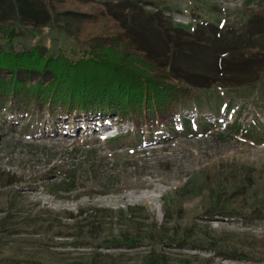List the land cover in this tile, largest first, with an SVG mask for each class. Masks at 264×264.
<instances>
[{"label":"rangeland","instance_id":"obj_1","mask_svg":"<svg viewBox=\"0 0 264 264\" xmlns=\"http://www.w3.org/2000/svg\"><path fill=\"white\" fill-rule=\"evenodd\" d=\"M47 1L56 11L62 0ZM104 3L136 5L181 29L171 38L190 39L184 43L189 54L168 56L152 34L144 35L145 44L160 64L201 79L221 78L211 69L229 57V34L244 37L254 10L261 13L252 26L264 30V0ZM14 23L0 25L1 45L13 40L17 51L38 46L51 55L77 45L57 24ZM234 103L228 112L225 98L219 120L184 111L193 127L201 118L211 123L207 131L185 132L174 118L173 132L164 136V127L142 128L139 144L134 124L116 116L73 120L32 106L28 118L1 112L0 264H155L158 256L164 264H264V141L248 132L256 119L264 125V111L244 98ZM237 119L240 134L228 128ZM72 169L78 190L51 195L49 184Z\"/></svg>","mask_w":264,"mask_h":264},{"label":"trees","instance_id":"obj_2","mask_svg":"<svg viewBox=\"0 0 264 264\" xmlns=\"http://www.w3.org/2000/svg\"><path fill=\"white\" fill-rule=\"evenodd\" d=\"M254 1L247 0L246 4ZM56 6L58 10L53 11L47 0H0V25L15 21L35 27L57 24L77 44L60 49L58 55L38 46L17 51L13 40L8 47L0 44V114L8 111L28 118L33 116L29 110L32 106L46 112L45 116H69L73 120L116 116L134 124L139 144L142 128L152 131L164 127V136L173 132L174 118H180L185 132L209 130L213 126L203 118L193 127L184 111L211 114L219 120L226 97L228 112L237 98L264 111V30L257 31L251 22L261 11L254 10L248 18L245 26H251L243 31L244 37L229 34L234 38L229 57L221 63L216 59L211 69L221 73V78L201 79L174 64H160L151 54L145 44L147 34L163 42L170 57L189 54L184 43L190 39L171 38L181 29L167 27L157 14L136 5L110 8L104 0H62ZM199 34H191V39ZM261 51V59L252 56ZM246 73L253 78H244ZM238 121L228 125L234 134L243 132ZM262 121L256 119L248 130L260 141H264ZM128 136L130 132L110 141H123ZM77 184V171L66 170L59 182L49 184L50 194L64 198L78 190ZM153 260L155 264L166 262L160 256Z\"/></svg>","mask_w":264,"mask_h":264}]
</instances>
